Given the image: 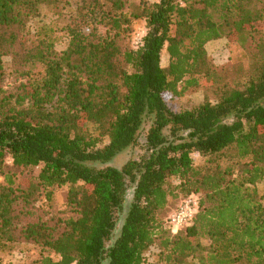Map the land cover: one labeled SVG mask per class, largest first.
<instances>
[{"label":"trees","instance_id":"1","mask_svg":"<svg viewBox=\"0 0 264 264\" xmlns=\"http://www.w3.org/2000/svg\"><path fill=\"white\" fill-rule=\"evenodd\" d=\"M72 1L0 0V257L34 245L28 264H146L156 248L157 264H264V0H78L58 52L29 25ZM222 39L250 55L243 83L210 59ZM199 91L198 107L169 106ZM64 187L72 216L55 218ZM191 196L199 211L173 235V207Z\"/></svg>","mask_w":264,"mask_h":264},{"label":"rangeland","instance_id":"2","mask_svg":"<svg viewBox=\"0 0 264 264\" xmlns=\"http://www.w3.org/2000/svg\"><path fill=\"white\" fill-rule=\"evenodd\" d=\"M131 4L139 5L141 0H128ZM149 3H155L158 0H144ZM78 0H73L70 6H67L66 9L60 10H52L49 8H42V12L40 17L32 20L29 27L33 33H38L43 30L52 31V35L56 42V50L61 52L65 50L69 43V36L66 33L65 29L67 24L70 21V16L73 15L75 9L77 7ZM217 19L218 16L215 15ZM261 26L264 29V24ZM134 34H133V44L137 46V40L142 39L145 34V21L139 20L135 23L134 26ZM207 51L210 56V59L216 66L218 70L221 69H229L234 74L235 82H242L245 80V75L249 71L250 66V55L246 53L241 47H239L235 42L228 41L226 39L218 40L208 44ZM5 66L7 70V79L5 82V88L8 91L14 90L17 86L18 81H20L18 74L15 72V68L12 65L11 57L5 58ZM165 61L163 60V65H165ZM241 69V71L239 70ZM205 93L203 91H199L196 93H187L183 97L170 99L169 106L174 111H180L185 109H193L198 107L200 104L204 102ZM151 124V120L147 119L144 124L143 133H145ZM91 132L94 135H98V131L96 127H90ZM143 140V135L140 137L141 143ZM108 144V140L104 139L103 144L99 147L103 148ZM139 145L130 147L124 152L117 155L110 165L122 168L126 163H128L132 159H136L140 154ZM194 159L196 163H201L202 158L198 155H194ZM11 163L9 162V165ZM241 168H237V173ZM37 175V170L27 171L25 172V179H30L32 175ZM0 183H3V178L0 177ZM260 194H264V181L257 186ZM68 187L55 189L53 193L52 201L49 205V210H47L53 217L55 218H69L72 216L70 211L66 205ZM181 200L179 199L176 203V206L173 207V212H175L176 208L181 204ZM48 205L46 199L42 197V200L38 203V207L46 208ZM175 210V211H174ZM172 212V213H173ZM158 250L153 248L149 252L148 261L146 264H157L158 263ZM41 256V249L34 245H20L16 248V250L11 254H4L0 257V264H28L35 260H38Z\"/></svg>","mask_w":264,"mask_h":264},{"label":"built area","instance_id":"3","mask_svg":"<svg viewBox=\"0 0 264 264\" xmlns=\"http://www.w3.org/2000/svg\"><path fill=\"white\" fill-rule=\"evenodd\" d=\"M141 42L137 40V45ZM199 211V200L196 196L186 199L180 207L171 214L168 227L173 235L178 234L182 229L189 226L195 215Z\"/></svg>","mask_w":264,"mask_h":264}]
</instances>
